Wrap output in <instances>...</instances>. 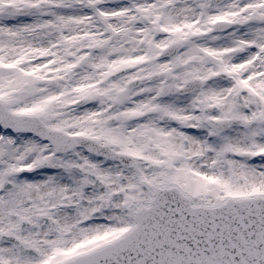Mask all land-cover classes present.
I'll use <instances>...</instances> for the list:
<instances>
[{
    "label": "snow or ice",
    "instance_id": "1",
    "mask_svg": "<svg viewBox=\"0 0 264 264\" xmlns=\"http://www.w3.org/2000/svg\"><path fill=\"white\" fill-rule=\"evenodd\" d=\"M0 264H264V0H0Z\"/></svg>",
    "mask_w": 264,
    "mask_h": 264
}]
</instances>
